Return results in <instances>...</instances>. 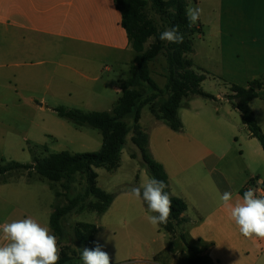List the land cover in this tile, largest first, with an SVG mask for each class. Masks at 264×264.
Here are the masks:
<instances>
[{
	"label": "crops",
	"instance_id": "0c3cea01",
	"mask_svg": "<svg viewBox=\"0 0 264 264\" xmlns=\"http://www.w3.org/2000/svg\"><path fill=\"white\" fill-rule=\"evenodd\" d=\"M193 1L202 6L193 42L198 36L207 66L194 62V44L188 58L192 57L201 74L213 67L239 87L256 79L264 82V0ZM203 24L208 26L207 35ZM135 55L115 0H0V126L3 113L14 112L21 117L18 109L26 106L41 121H30L25 132L28 138L34 137L36 147L43 148L47 137L58 142L55 132L46 131L48 113L60 106L93 112L100 95L92 85L101 80L104 70L99 65L103 59L109 57L114 64L128 68L122 82L128 78ZM82 85L85 90H80ZM114 93L118 98L106 112L116 107L122 94L120 85L114 87ZM228 95L216 96L217 102L225 104L224 110L216 108V113L198 97L189 98L178 110L183 125L180 132L172 131L152 114L148 130L141 125L142 118L140 125L148 133L152 157L168 175L171 196L188 206L183 215L188 220L183 225L186 240L207 245L212 264H264V239L244 237L219 200L224 191H231L233 200L242 197L243 189L249 187L264 195V150L243 125L240 113L226 99ZM250 107L264 133V89ZM128 121L133 124L132 119ZM33 126L41 136L32 134ZM83 129L75 127L71 135L82 139ZM122 156L123 152L120 162ZM126 160L135 161L130 156ZM135 172L140 184L149 178L139 167ZM96 173L100 188L97 169ZM131 182L133 179L114 184V188ZM130 189L115 194L111 206L99 218L95 240L114 259L118 255L115 233L134 230L139 234L125 246L134 251V260L147 262L151 257L154 263H160L166 249L165 236L159 226L148 222L150 213L144 202L128 194Z\"/></svg>",
	"mask_w": 264,
	"mask_h": 264
},
{
	"label": "trees",
	"instance_id": "16d2710c",
	"mask_svg": "<svg viewBox=\"0 0 264 264\" xmlns=\"http://www.w3.org/2000/svg\"><path fill=\"white\" fill-rule=\"evenodd\" d=\"M117 9L122 15V25L127 32L131 42L135 58L128 73V78L121 82V97L112 112H88L77 109H68L60 106L54 112L61 118L77 128H90L98 130L103 139V144L98 152L72 154L62 151L49 154L46 157H37L32 150L33 162L31 164H20L9 162L0 164V185L6 184L9 176L20 170L34 172L50 182H61L65 180L72 183L74 176L83 173L87 176L88 186L86 194L97 199L93 205L100 216L104 215L111 206L115 194H108L97 185L96 169H105L115 172L120 167L121 152L128 145V136L133 149L129 150L131 159L146 171L148 177H155L167 184V191L172 201L171 216L166 224L158 225L165 234H175L177 227L187 223L183 217L187 211V204L179 198L171 196L169 189V178L163 165L157 162L149 151V136L147 131L140 125L142 112L145 107L158 121H162L175 132H180L183 125L178 117V110L182 107L185 98L200 97L215 100L213 96L201 89V83L205 80L204 73L199 74L188 58L193 52V37L198 29L186 18L185 10L188 0H115ZM147 10H153L162 18L166 28L179 26V31L184 34V42L171 44L161 41L159 34L165 29L160 28L155 20L148 17ZM150 39L154 41L147 48ZM164 54V55H163ZM165 56L167 61V83L161 89L151 77L150 65L160 56ZM197 71L201 72L197 68ZM264 89L262 80L248 82L247 86L231 87L232 95L226 99L237 110L251 136L258 140L264 150V133L257 123L250 103L258 97V93ZM164 100L159 106L160 100ZM133 120V124L129 123ZM45 148V147H44ZM4 162V161H3ZM247 189H243V192ZM145 204V203H144ZM74 207V202L61 208H55L50 217V229L57 236L63 235L61 222ZM147 208V205L145 204ZM94 224L80 223L75 232L78 240L85 248H94L97 244L96 234L99 232ZM189 249L198 250L196 245L184 240ZM202 249L206 251L207 245ZM155 260H157L155 258ZM61 258L58 264H64ZM188 264H212L207 254L199 257H187Z\"/></svg>",
	"mask_w": 264,
	"mask_h": 264
},
{
	"label": "rangeland",
	"instance_id": "374dc122",
	"mask_svg": "<svg viewBox=\"0 0 264 264\" xmlns=\"http://www.w3.org/2000/svg\"><path fill=\"white\" fill-rule=\"evenodd\" d=\"M188 7L198 6L193 0H189ZM199 8L202 9V6H199ZM214 9L211 10L213 17L215 16ZM147 13L148 17L155 20L160 28L166 29V26H164L161 21L162 17L159 14L153 10H147ZM203 32L207 35L208 26L206 24H203ZM153 41L154 39H150L146 47L148 48ZM193 44L197 52L194 62L201 66H207L204 54L202 55L201 52L202 44L198 36L195 37ZM163 55L150 65L152 79L162 88L165 87L168 76L167 61ZM108 58L109 57H105L99 65L104 70L101 73L100 82L92 85L93 89L100 95L97 99L99 104L93 107V112H106L111 108V104L118 98L114 93V87L120 85L121 80L125 79L127 76V67L121 64H114ZM190 58L192 59L191 56L189 59ZM197 66L198 65H196V67ZM105 68H110L111 70L108 72ZM194 69L197 73L201 74V72L197 71V68ZM52 72L53 68L50 69V73ZM204 72L206 78L203 89L213 96L215 100L198 98L207 103L208 107L214 113H216V108L224 110L222 106L225 104L217 102L216 96L222 93L232 95L231 87L234 84L227 80L226 77H223V75L217 73L213 67ZM3 85H8V83H3ZM81 87L83 88H80V90L86 89L84 85ZM40 92L45 93L46 90ZM188 99L189 98H185L182 101V105L186 104ZM163 101V99L160 100L157 105L159 106ZM13 109H15V107ZM18 112L21 113V117L16 116L14 112H12L11 115H9L10 113L2 114L0 126V164L5 165L12 161L23 165L31 164L33 162L32 150L37 157L43 158L49 154L62 151H67L72 154L93 153L98 152L102 147V135L98 130L85 128L83 129L85 137L82 139L74 138L71 135V131H74L75 127L70 122L61 119L54 112L48 113L49 122L46 131L55 132L59 137L58 142H55L51 137H47L44 141V146L46 148L36 147L38 144L34 142V137L30 136L28 138L25 132L32 119H34L35 124L41 121L33 117L35 113L29 107L24 106L22 109H18ZM15 116L18 117V119ZM152 121L153 117L148 107L144 108L141 125L144 129L148 130V126ZM34 133L41 136V131H39L36 126H33L32 134L34 135ZM130 137L131 135H129L127 139L128 145L122 151L123 156L120 162V170L118 169L111 173L105 169H97L100 176L99 186L108 194H116L121 190L138 186L140 182H137L138 178L136 180L135 177V175H137L135 172L137 167H139L141 172L144 171L147 176L146 171L137 161L127 162L126 160L129 156V150L133 149L129 142ZM141 176L140 174V179ZM132 179L133 182L121 186V189L114 188V184L129 183ZM87 186V176L83 173L76 174L72 183H68L65 180L54 183L34 172L20 170L16 174L9 176L6 184L0 185V223L5 220L11 221L31 215L33 218L38 219L41 223L50 227V217L55 208L67 206L70 204V201H72L74 202L73 209L64 216L61 222L63 235L58 237L60 259H65L64 264H83L80 259L81 253L79 249L85 247L78 240L75 229L80 223L94 224L99 228L98 222L100 218V215L93 207V205L97 203V199L86 194ZM185 232L186 229L184 226L177 227L175 234L172 235L162 232L161 235L165 236L166 249L165 252H162L159 260L160 263H154L151 257H148L147 262L134 260V251L126 249V241L135 238L136 234H139L138 232L134 230L129 231L127 229L119 230L115 233V240H117L118 243V255L113 257L114 259L110 257V264H188L187 257L203 256L206 254V251L202 249V244H193L198 247L197 251L189 249L184 241L186 240ZM3 243L4 241L0 240V244ZM114 253H116V250H114Z\"/></svg>",
	"mask_w": 264,
	"mask_h": 264
},
{
	"label": "clouds",
	"instance_id": "9594fccd",
	"mask_svg": "<svg viewBox=\"0 0 264 264\" xmlns=\"http://www.w3.org/2000/svg\"><path fill=\"white\" fill-rule=\"evenodd\" d=\"M185 14L191 27L200 20L202 9L187 7ZM159 39L181 44L184 34L177 25L162 31ZM166 188L165 181L149 177L128 193L147 205V211L151 213L147 220L153 226L166 224L171 216L172 201ZM219 200L229 210L231 219L244 237L264 239V195L249 187L242 197L233 200V193L224 191L219 194ZM0 240L4 241L0 244V264H58L60 260L58 237L49 226L31 215L0 223ZM79 250L83 264H110L109 254L99 243L94 248Z\"/></svg>",
	"mask_w": 264,
	"mask_h": 264
}]
</instances>
